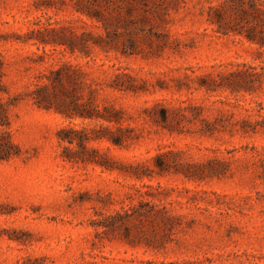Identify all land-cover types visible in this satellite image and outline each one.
<instances>
[{
  "label": "rangeland",
  "instance_id": "1",
  "mask_svg": "<svg viewBox=\"0 0 264 264\" xmlns=\"http://www.w3.org/2000/svg\"><path fill=\"white\" fill-rule=\"evenodd\" d=\"M223 1L111 12L114 46L136 54L88 57L39 41L106 37L79 0H0V90L20 150L0 161V264H264V47L216 32L209 8ZM80 109L94 117L67 115Z\"/></svg>",
  "mask_w": 264,
  "mask_h": 264
},
{
  "label": "trees",
  "instance_id": "2",
  "mask_svg": "<svg viewBox=\"0 0 264 264\" xmlns=\"http://www.w3.org/2000/svg\"><path fill=\"white\" fill-rule=\"evenodd\" d=\"M129 0H79L78 12L87 16L90 20L98 21L102 24V28L106 31V37L103 35L95 36L90 33H84L81 35L71 34L67 35L66 31L63 30H47L46 33L53 35L51 38L45 36L46 33H41L39 38L40 43L44 46H52L54 48L61 47L64 50L69 51L74 54L76 51H80L86 56H90V52L94 47H99L106 52L109 50L117 49L121 51L124 55L130 56L136 54L134 52H129L127 49L115 47L112 41V34L109 31L110 18L112 16L111 12L127 9L132 11L134 9L135 3H140V0H134L133 3H129ZM143 2L146 0H142ZM209 19L208 22L215 26L217 33L223 35L235 34L243 36L252 43H256L264 47V1L262 0H224L219 6H213L209 8ZM101 28V27H99ZM109 39V40H108ZM64 68L55 72V76L58 77L59 81H63L64 77H70L63 74ZM117 80L120 76L118 75ZM1 84V83H0ZM115 89L122 90L123 86L116 84ZM5 90H0V161H10L15 157L20 155L19 147L15 145L12 140L11 134L8 131L11 121L9 117V106L8 102L4 101L2 93ZM38 96L35 100L38 101L40 107L45 105L46 100H42L43 97H48L44 89H40L36 93ZM45 103V104H44ZM86 104L80 105L76 104L79 108L86 107ZM88 104L93 105L94 102H88ZM47 106H45L46 108ZM80 111V112H79ZM76 114H67L69 117H81L83 119H92L93 114H90V110L81 109ZM88 111V112H87ZM162 121L164 123L169 122V111L163 110ZM97 118H102L107 121L113 122L114 118L109 116H97ZM99 140L103 139L101 137L97 138ZM65 141V139H63ZM89 138L81 140L79 145L85 147V141H89ZM110 140L116 145L121 147L123 145V140L118 136H113ZM71 145L75 143V139L67 140ZM160 158V157H159ZM94 163L105 167L104 162L95 161ZM162 172L168 171L169 168L164 164H159ZM167 214V213H165ZM122 216V215H120ZM126 218L132 217L130 211L126 212ZM171 218V217H170ZM26 264H43L41 259L34 261H29Z\"/></svg>",
  "mask_w": 264,
  "mask_h": 264
}]
</instances>
